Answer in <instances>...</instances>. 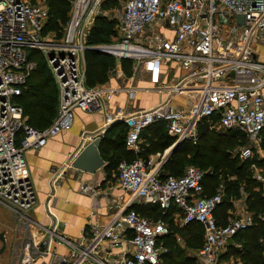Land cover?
Here are the masks:
<instances>
[{"label":"built area","instance_id":"2783aa9c","mask_svg":"<svg viewBox=\"0 0 264 264\" xmlns=\"http://www.w3.org/2000/svg\"><path fill=\"white\" fill-rule=\"evenodd\" d=\"M45 1L0 0V205L22 219L27 216L35 191L25 153L39 150L49 138L70 129L76 109H107L103 103L120 91L131 101L141 91L164 94L148 108L125 112L113 107L100 132L121 121L126 127V149L138 154L141 132L162 122L172 144L147 158L121 159L117 181L126 198L110 205L109 220L92 225L86 237L75 241L46 228L48 240L41 239L37 257H53L48 264H159L166 251L159 239L169 233V224L133 208L154 204L163 211L173 206L179 226L192 222L201 226L197 264H219L228 246L240 247L234 238L254 224L253 215L241 208L218 223L214 211L223 189L205 195L204 172L194 165L186 166L180 176H162L160 168L174 145L198 142L202 121L211 131L232 130L244 136L243 159L260 148L264 61H259L257 48L264 45V0H71L68 20L57 39L42 34L48 18ZM98 17L114 22L115 36L90 45L87 38ZM89 47L113 58L107 84L114 79L116 86H86L84 51ZM35 50L44 55L57 88L56 115L42 129L25 123L17 102L35 67L30 56ZM123 59L130 61V76L122 69ZM139 69L147 74L148 87L132 85ZM64 169L53 170L52 178ZM257 178L264 197V178ZM81 190L91 189L83 185ZM259 218L264 223V213ZM50 239L65 246L66 252L56 253ZM35 258L26 255L22 264Z\"/></svg>","mask_w":264,"mask_h":264},{"label":"trees","instance_id":"16d2710c","mask_svg":"<svg viewBox=\"0 0 264 264\" xmlns=\"http://www.w3.org/2000/svg\"><path fill=\"white\" fill-rule=\"evenodd\" d=\"M70 2L71 0H46L48 18L44 30H60L61 33L68 20ZM114 35V22L104 17H98L90 33L88 43L90 45L105 43L110 41L111 36ZM84 57L86 86L93 87L107 82L109 70L114 67L113 58L91 49L84 51ZM40 61L41 56L37 58V62H35L36 67L30 72L25 85L21 88L20 95L17 97V102L23 110L25 123L38 129L45 128L51 123L57 109L56 85L52 80V75L46 72L45 66ZM121 66L125 75L130 76V61L126 59L121 60ZM118 128L120 130H117ZM198 131L199 139L196 144L184 142L176 152L167 158L160 168L162 176L182 175L186 167L183 171L179 167L182 165L183 159L185 160L184 157L197 147L210 153V158L201 163V167L215 163L213 158L218 156L220 159L218 161H225L226 166H232L234 160L227 158L226 155H221L225 151L223 147L224 145L230 146L234 144L235 140H237L236 137L240 138L242 135L232 130L222 132L211 131L207 128L205 121L199 124ZM125 133L126 127L122 122L116 123L114 127L111 126L104 133L99 150L103 159L108 163L105 166L108 171L116 169L121 159L130 161L138 156L147 158L151 154L162 153L173 142V139L167 135L164 123L158 122L148 126L141 132L142 149L138 154H135L125 147ZM260 146L264 151V130ZM202 156L205 157L204 154ZM202 156L193 153L191 160L194 162L197 157ZM216 165L221 166L219 163ZM255 165L264 168V157L257 159ZM196 167L199 168L198 166ZM239 167H242V165ZM199 169L204 172V194L212 195L216 180L213 175L207 176L209 174L208 171ZM216 169L214 168V170ZM237 173L235 176H238L240 185L247 191L245 201L248 211L253 215L254 224L235 236L234 240L240 243V247L234 245L228 246L223 256L226 258L230 256L237 257L240 264H264V223L259 218L264 213V198L257 190L254 180L241 174L239 171ZM236 191L237 189L234 190L233 183L226 187L224 186L223 198L226 194L231 195V197L235 196ZM224 201L222 199L214 211V216L220 224L225 222V210L231 207L229 201ZM133 208L142 216L152 220L161 218L169 224V233L159 239V242L163 240V244L168 249L161 255V262L159 264H196L195 255L189 256L184 254L183 248L176 241L177 237H179L178 235H180L183 240L194 247L193 249H199L203 243V230L201 226L195 222L185 226L175 224L173 216L176 209L173 206H170L166 211H163L159 206L154 204H135Z\"/></svg>","mask_w":264,"mask_h":264},{"label":"crops","instance_id":"0c3cea01","mask_svg":"<svg viewBox=\"0 0 264 264\" xmlns=\"http://www.w3.org/2000/svg\"><path fill=\"white\" fill-rule=\"evenodd\" d=\"M139 82L144 85L143 88L148 87L147 74L141 77ZM117 84L118 82L112 79L106 85L113 87ZM147 94L149 95L139 101L137 97L135 98L138 101L137 105L130 104L131 100L128 99L127 94L120 91L103 103H107L108 107L104 105L107 109L93 112L76 109L70 129L49 138L45 146L39 150L26 151L27 172L35 191V202L31 208L26 210V214L30 218H26L27 221L0 205V231H4L7 242L5 251L0 255V264H16L15 242L23 237L25 231L20 226L22 224L20 221L29 224V236L35 243H38L47 236L45 231L48 227L75 241L82 236L86 237L92 225L104 224L109 220L112 215L110 205L114 201L121 204L126 198L117 177L114 182L111 180L115 175L113 170L108 171L103 167L94 173H84L70 169L66 174L62 173V177L52 178L51 169L55 168L60 171L65 168L64 170H66L67 166L65 167V165L68 158L76 154L81 146L88 142L91 134L100 133L104 127L105 115L110 113L113 107L119 106L125 112H130L136 107L148 108L165 97L164 94L155 92H147ZM112 126L114 127L115 124ZM105 164L108 163L105 161ZM83 185L88 186L91 190L82 191ZM241 207L242 204L238 202L234 208H227L225 222L233 213L237 214ZM175 218L174 222L178 224L177 217ZM50 242V248H54L56 253L66 252L65 246L54 245L51 239ZM35 257L34 261L29 264H48L53 260L51 256L40 258L36 255ZM228 258H232L233 263L240 264L237 257L226 258L223 254L219 264H223L222 262L227 261Z\"/></svg>","mask_w":264,"mask_h":264},{"label":"rangeland","instance_id":"374dc122","mask_svg":"<svg viewBox=\"0 0 264 264\" xmlns=\"http://www.w3.org/2000/svg\"><path fill=\"white\" fill-rule=\"evenodd\" d=\"M45 4L47 5L46 1H45ZM42 34H45L46 36H52V39H57L61 35L60 30H50V29L44 30ZM114 36H111V39H113ZM88 40H89V37L87 38V42H88ZM257 53H258L259 61H264V45H260L259 48H257ZM30 56L33 59V61H35V62H37V58L41 56V61H42V64L45 66L46 72L51 74L49 68L46 65L45 57L39 50L32 51ZM84 59H85V57H84ZM35 67H36V64H35ZM136 72H138V73H137V76L135 77V80L133 81L132 85L143 88L144 85L140 84L139 81H140L141 77H143L145 75V72L143 69H139V71H136ZM131 73H132V71H131ZM52 80H53V77H52ZM53 82H54V80H53ZM107 83L108 82H105L103 84H99V86L106 85ZM54 84H55V82H54ZM140 94L139 93L136 94L138 101L141 98H143L144 96L149 95V94H147V92H144V91H142ZM108 99L110 100L111 98H108ZM138 101H136V99H135V101H130V104H133V105L136 104L137 105ZM117 130H120V129L118 128ZM236 139L237 140H235L234 144H231L230 146L224 145L223 148H225V149H223V150H225V151H223L224 153L222 152L223 154H221L224 156L226 155L227 158L234 160L232 163V166H226L227 164L225 165V161H221V162L218 161V160H220L219 156H218V157L213 158V161H215V163H211L208 166H202L201 167L200 164L203 163L204 161H207L210 158L209 157L210 153L205 152L202 148L197 147L195 149H192V151L184 157L185 160L183 159L182 165L179 168H181V171H183V169L186 166L195 165V166H198L199 168H201L202 170L208 171L209 174L207 176L213 175L215 180H216V182L214 183V187H213L214 193L219 189H224V186L226 187L229 184L233 183L234 184V190L237 189V191H236L237 193L235 196H232V197H231V195L229 196L228 194H226L223 198L225 200L224 202L229 201L231 204V208H234L235 204H237L239 202L240 204H242L241 208L248 211L247 204L245 201L247 191H246V189H244L242 187V185H240L238 176H235V174H238L237 171H239L241 174H244L248 178L254 180L255 186L257 187V190L261 193V183L258 180L257 176L264 178V168L255 165V162L257 161V159L264 157V151L261 149V146H260V148H253L252 154L248 158L243 159L240 156V149L245 145L247 140L245 139L244 136H241L240 138L236 137ZM238 139H239V141H238ZM193 153H196L199 156L200 155L202 156V154H204L205 157H203V156L197 157L195 159V161L193 162L191 160ZM217 163L221 164V166H219V165L217 166L216 165ZM241 165H242V167H239ZM214 168L215 169L217 168V169L214 170ZM70 169H72V168L67 167L66 170H64L63 174H66V172ZM53 170H55V168H52L51 172ZM113 171H114L115 175H114V177L111 178V180L114 182L116 177H117V172H116V169H113ZM63 174L60 176L62 177ZM260 195H262V194H260ZM235 214L236 213H233L231 215V217H233ZM173 218L176 220L175 216H173ZM178 236L181 238V240H177L176 242L179 244V246H181V248H183L184 254L189 255V256H194L195 252H196V250L193 249L194 247H192L185 240H183L180 235H178ZM161 241H162V242H160L161 245L163 247H165L166 250H168L167 247L163 244V240H161ZM227 261L230 262L229 264H237L236 262L233 263L232 258H228ZM227 261H225V262L223 261L222 263L227 264L226 263Z\"/></svg>","mask_w":264,"mask_h":264},{"label":"water","instance_id":"95a60500","mask_svg":"<svg viewBox=\"0 0 264 264\" xmlns=\"http://www.w3.org/2000/svg\"><path fill=\"white\" fill-rule=\"evenodd\" d=\"M87 49L94 50L100 54H105L108 55L106 51H103L102 49L98 47H89ZM121 122V121H118ZM114 122L113 124H110L109 126H106L102 132L97 133V134H89V140L88 142L84 143L81 148L78 150L76 154L73 156H70L67 160L66 165L68 167L84 172V173H94L100 168L105 167V160L103 159L102 155L100 154L99 146L100 143L102 142L104 133L114 124L118 123ZM178 145H174L170 151L168 152L167 157L172 155L176 150L178 149ZM26 218H29L28 215L23 218L24 221H27ZM30 219V218H29ZM24 221H20V226H22L25 230L23 232V237L20 240H17L15 242V251L17 253L16 257V264H22V259L27 254L29 257H35L38 253L39 250L38 248L40 247L41 241L38 243H35L33 238L29 236V224H26ZM44 240H48V236L44 237ZM0 255L4 252L6 249V239L4 236V231H0Z\"/></svg>","mask_w":264,"mask_h":264},{"label":"flooded vegetation","instance_id":"af4514ba","mask_svg":"<svg viewBox=\"0 0 264 264\" xmlns=\"http://www.w3.org/2000/svg\"><path fill=\"white\" fill-rule=\"evenodd\" d=\"M6 245H7V242H6ZM0 246H1V243H0ZM5 251V250H4Z\"/></svg>","mask_w":264,"mask_h":264}]
</instances>
